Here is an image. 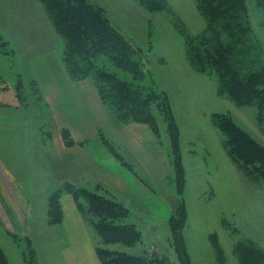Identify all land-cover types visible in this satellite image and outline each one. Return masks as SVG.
I'll return each mask as SVG.
<instances>
[{
  "label": "rangeland",
  "instance_id": "374dc122",
  "mask_svg": "<svg viewBox=\"0 0 264 264\" xmlns=\"http://www.w3.org/2000/svg\"><path fill=\"white\" fill-rule=\"evenodd\" d=\"M239 1L240 5L235 0L233 3L222 0L213 13L201 7L202 0H91L106 10L112 25L138 49L137 60L142 70H146V76L141 83L136 80L135 84L145 89L152 87L156 93L164 91L166 102L163 99L160 104H165L179 126L174 145L166 125L158 118L159 140L174 165H181L185 178L182 182L175 170L174 182L169 183L168 188L172 186L175 190L176 185L179 191L184 183L181 198L188 210L184 234L194 264H219L212 236L219 240L225 264H240L234 246L244 238L264 249V180L229 155L224 135L217 129L214 119L215 114L228 117L264 149V108L239 103L227 92L229 83L221 79L213 64L214 54L222 44L230 49L229 62L240 77L247 80L252 75L259 76L257 84L264 91V9L258 0ZM31 28L53 32L61 44L55 54L63 58L64 41L56 33L40 0H0V69H8L4 72L7 86L4 82L0 85L11 91H0V98L25 108L31 125L27 142L22 132L0 134V158L16 178L22 176L25 169L34 173L30 175L31 180L14 181L16 188H26L29 194L26 199L33 207L31 214L23 210L21 221L13 214L10 221L0 205V247L10 264H68L65 257L68 232L64 226L54 227L58 223H50L49 195L56 188L44 180L42 170H33L39 167L36 159L44 158L43 152L49 145L36 139L37 133L33 134L32 129H38L43 122L47 124L43 116L50 110L43 100L42 90L25 65L41 54L54 51L56 41L49 40L50 45L35 53L20 52L27 48L22 47L28 36L25 29ZM46 38H41L39 43ZM10 41L21 47L18 52ZM194 49L206 51V57L209 53L213 56L203 61L202 70L191 60L189 51ZM5 52L9 54L6 56ZM99 64L123 79L133 80L130 73L117 69L105 56H100ZM89 190L103 194L99 190ZM80 201L86 206L84 196ZM131 216L124 222L131 223ZM85 223L91 240L100 242L92 226ZM139 228L142 231L139 244L130 248L122 244L109 247L136 255H159L177 262L169 225L161 224L158 238L145 226L139 224ZM57 238L61 239L59 243Z\"/></svg>",
  "mask_w": 264,
  "mask_h": 264
},
{
  "label": "crops",
  "instance_id": "0c3cea01",
  "mask_svg": "<svg viewBox=\"0 0 264 264\" xmlns=\"http://www.w3.org/2000/svg\"><path fill=\"white\" fill-rule=\"evenodd\" d=\"M25 31L28 36L23 41L22 47L27 48L20 52L35 53L39 51V48L50 45L49 40L56 41L54 51L41 54L25 64L42 90L43 100L50 110L47 116H43L47 124L43 122L38 129H32L33 134L37 133L36 139L49 145L43 152L44 158L36 159L39 167L36 166L33 170H42L46 177L44 180L52 183L56 190L65 184L92 190L101 189L129 210L130 216L131 214L133 216H131L133 219L131 223L136 224L138 228L139 224L145 226L158 238L161 224L169 225L172 214L181 202L176 185L174 184L175 190L171 188L172 186L168 188L169 183L174 182V164L162 141L145 124L122 125L104 105L92 80H72L68 76L62 59L55 54L61 44L53 32L36 28L25 29ZM45 36L49 39L46 38L47 40H43L44 42L40 44L39 40ZM30 37L38 40L28 39ZM16 42L12 45L18 52L21 47ZM24 43H26L25 46ZM6 71L8 69L5 71L0 69V76L5 87L7 86L4 78ZM5 87L0 86V91L10 93V89ZM4 100L6 99L0 98V134L5 131H8L7 133L22 132L27 142L28 130L31 129L29 112H26L25 108L6 103ZM64 130L70 132L74 141L73 145H66L63 138ZM23 137L19 139L22 140ZM109 143L121 154L124 162L112 152ZM3 163L4 161L0 158V205L8 213V220H12L13 214L21 221L22 211L28 210L31 214L33 207L32 203L26 199L27 196L29 197L26 188L23 186L16 188L14 181L19 183L31 180L30 175L34 173L31 169H25L23 175L16 178L12 170ZM91 186L94 187L91 188ZM15 190L17 191L16 204L13 202ZM22 203H24L23 206ZM60 205L64 213L63 220L53 226H64L68 232L69 245L66 246L68 249L65 251L68 264H102L74 196L70 193L65 195L64 192L60 197ZM184 239L194 264L185 234ZM60 240L57 242L59 243ZM216 241L220 246L217 237ZM221 250L223 264H225L223 249ZM215 256L217 259L216 253ZM179 261L177 255L175 263L178 264ZM219 264L222 263L219 261Z\"/></svg>",
  "mask_w": 264,
  "mask_h": 264
},
{
  "label": "trees",
  "instance_id": "16d2710c",
  "mask_svg": "<svg viewBox=\"0 0 264 264\" xmlns=\"http://www.w3.org/2000/svg\"><path fill=\"white\" fill-rule=\"evenodd\" d=\"M229 1L234 2V0ZM40 2L56 33L64 41L62 62L68 76L74 81L92 80L102 102L122 125L145 124L160 139L161 130L158 118H161L171 135V143L175 145V133L179 134V126L174 115L167 112L165 104H160V100L163 102L164 99L166 102V93L164 91L156 93L152 87L144 85L145 89L141 84H135L136 80L141 83L146 76V70H142V64H139L137 60L138 49L131 40L112 25L106 10L91 0H40ZM202 2L201 7L216 13L215 7L222 3V0H202ZM235 2L240 5L239 0ZM258 2L264 9V0H258ZM229 50L220 44L213 58V64L216 71L220 73L221 79L229 83L227 92L243 105H256L258 108H264V91L260 90L257 84L259 76L252 75L247 80L242 79L239 72L229 62ZM189 52L192 62L197 63L196 65L202 70L205 66L203 61H206L210 53L206 57V51L194 49ZM8 54L5 52V55ZM100 56L107 57L117 69L130 73L133 80L123 79L105 68L106 62L105 66H100ZM210 57L212 59L213 56ZM0 82H4L1 76ZM227 118L220 114L214 115L216 127L224 135V145L229 155L244 168H249L252 173L256 172L264 180V149ZM63 138L67 146L74 144L68 130L63 131ZM110 148L124 162L116 148L111 144ZM177 163L180 164L181 161ZM174 166V171L176 170V174L180 175V180L184 182L181 165ZM183 184L179 190L180 196L184 191ZM96 190L102 191L99 188ZM64 192L74 196L84 220L99 236L100 242H95L94 245L102 264H177L159 255H136L128 251L111 249L109 246L113 244H122L127 248L139 244L142 231L136 224L124 222L130 216L129 210L104 191H102L103 194H99L87 188L65 184L50 196V223L59 224L63 220L64 213L60 205V197ZM82 196L87 201L86 206L80 201ZM169 226L172 231L173 246L180 260L178 264H192L184 239L187 210L186 205L182 203V198L179 207L169 220ZM212 238L217 259L223 264L222 250L216 237L212 236ZM235 255L240 264H264V249L248 238L236 243ZM0 264H10L1 247Z\"/></svg>",
  "mask_w": 264,
  "mask_h": 264
}]
</instances>
